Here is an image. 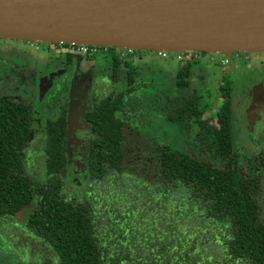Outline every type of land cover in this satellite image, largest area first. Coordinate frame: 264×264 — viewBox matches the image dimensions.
Wrapping results in <instances>:
<instances>
[{"label":"trees","instance_id":"trees-1","mask_svg":"<svg viewBox=\"0 0 264 264\" xmlns=\"http://www.w3.org/2000/svg\"><path fill=\"white\" fill-rule=\"evenodd\" d=\"M66 58L71 61V52ZM113 60L115 70L120 63L127 67L126 85L92 95L84 114L87 195L79 200L64 197L66 82H55L36 105L0 97V222L36 203L23 228L44 245L37 258L23 250L27 258L21 259L29 264H264V164L247 174L233 162L227 74L217 83L218 104L208 105L191 83L192 60L180 64L163 99L165 119L178 128L181 142L162 145V182L151 185L121 168V117L136 102L130 93L134 64L117 55ZM14 81L3 74L0 87ZM35 110L44 119L42 180L29 175L24 162Z\"/></svg>","mask_w":264,"mask_h":264},{"label":"rangeland","instance_id":"rangeland-1","mask_svg":"<svg viewBox=\"0 0 264 264\" xmlns=\"http://www.w3.org/2000/svg\"><path fill=\"white\" fill-rule=\"evenodd\" d=\"M55 43L60 44L0 37V81L3 74L15 78L10 88L0 87V97L36 105L44 94L52 90L55 82H66L68 109L64 197L79 200L87 195V177L83 172L87 141L81 133L89 128L84 114L91 108L92 95L108 93L126 85V66L122 63L125 67L122 69L120 63L115 70L112 55H120L123 60L134 64L130 93L135 96V107L121 117L122 171L134 175L141 182L160 184L163 177L159 168L160 149L163 144L177 146L181 142L178 128L165 119L163 99L166 88L174 81L173 70L181 64L174 56V50H169L168 56H160L154 49H135L130 53L114 46L102 47L109 52L108 62L78 68L75 59L71 62L67 60L66 44ZM193 52L196 56L191 61V83L198 86L205 77L197 92L208 105L216 103L217 83L227 70L233 162L244 173L253 174L257 167L264 164V114L261 113L264 112V52H232L229 57L233 66L229 62H221L223 57L228 56L227 53ZM136 65L139 66L138 73H135ZM164 69L171 72L159 73ZM30 138L25 168L29 175L42 180L44 119L37 110L32 113ZM35 204L33 202L8 221L0 222V264H29L31 261L26 260L23 250L34 251L30 257L35 259L38 250L44 247L43 242L29 237L23 228ZM8 233H12V238H8L11 237ZM29 240L31 245H25ZM21 255L26 258L21 259Z\"/></svg>","mask_w":264,"mask_h":264},{"label":"water","instance_id":"water-1","mask_svg":"<svg viewBox=\"0 0 264 264\" xmlns=\"http://www.w3.org/2000/svg\"><path fill=\"white\" fill-rule=\"evenodd\" d=\"M0 37L228 56L264 52V0H0Z\"/></svg>","mask_w":264,"mask_h":264},{"label":"built area","instance_id":"built-area-1","mask_svg":"<svg viewBox=\"0 0 264 264\" xmlns=\"http://www.w3.org/2000/svg\"><path fill=\"white\" fill-rule=\"evenodd\" d=\"M66 51L71 52V53H79L83 55H94L97 54L102 47L98 46H92V45H85V44H73V43H67L66 44ZM120 49H125L127 52L132 53L135 49L131 47H125V48H120ZM157 51V54L160 56H168L169 50L166 49H155ZM174 56L176 59H178L181 63H184L188 60H192L194 58L195 52L190 49H178L174 50ZM222 64L227 63L228 59L227 58H222L221 59Z\"/></svg>","mask_w":264,"mask_h":264},{"label":"crops","instance_id":"crops-1","mask_svg":"<svg viewBox=\"0 0 264 264\" xmlns=\"http://www.w3.org/2000/svg\"><path fill=\"white\" fill-rule=\"evenodd\" d=\"M114 48H117V47H114ZM104 49H107V48H102L96 55H81V54L73 55L75 62H76V66L78 68L79 67L80 68L81 67L88 68L89 66H87V65H91V66H94L95 64L103 65L105 62H108L109 61V52H107V50L105 51ZM195 55H196V53H195ZM117 56L120 57V55H117ZM112 58L114 59V55H112ZM89 61L92 63L90 64ZM113 62H114V60H113ZM121 67H122V69L125 68L123 65ZM125 69L127 70V67ZM138 71H139V66L136 65L135 73H138ZM168 72H171L170 69L161 70L159 73L164 75ZM176 72H177V70H175V71L173 70V75H174L173 79H175ZM204 81H205V77L201 81H199L198 86L194 85L195 88H197V90H198V88L201 87V85ZM170 84H171L170 86L174 85V81H173V83H170Z\"/></svg>","mask_w":264,"mask_h":264},{"label":"flooded vegetation","instance_id":"flooded-vegetation-1","mask_svg":"<svg viewBox=\"0 0 264 264\" xmlns=\"http://www.w3.org/2000/svg\"><path fill=\"white\" fill-rule=\"evenodd\" d=\"M100 51V50H99ZM72 54V58H71V61H73V59H74V57H73V55H75V53H71ZM95 55V54H94ZM223 58H227L228 59V64H230L231 62H230V60H231V57H229V56H225V57H223ZM70 61V62H71ZM232 61V60H231ZM174 83H175V80H174ZM6 87V86H5ZM6 88H10V87H6ZM261 113H263L264 114V112L263 111H261ZM84 133L85 132H83V133H81V136H83L84 135ZM84 138V137H83ZM85 139V138H84ZM86 140V139H85ZM86 152H87V149H86ZM85 160H86V155H85ZM85 167H86V165H84V170H83V172L85 173Z\"/></svg>","mask_w":264,"mask_h":264}]
</instances>
